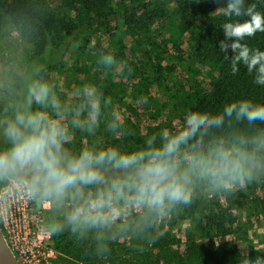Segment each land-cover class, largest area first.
<instances>
[{
  "label": "clouds",
  "instance_id": "1",
  "mask_svg": "<svg viewBox=\"0 0 264 264\" xmlns=\"http://www.w3.org/2000/svg\"><path fill=\"white\" fill-rule=\"evenodd\" d=\"M220 14L229 18L222 28L232 43L221 41L220 49H231L232 73L242 65L264 86V51L242 43L264 33V12L227 0ZM100 63L112 67L116 59L105 53ZM39 71L24 74L14 63L0 68V213L22 194L51 213L48 232L91 237L104 251L115 233L150 228L191 205L198 189L230 192L264 176V129L225 131L233 122L264 123V103L240 99L222 111L186 110L131 150L96 139L77 148L76 131L94 137L108 101L91 84L77 88L74 100L62 99ZM106 127L116 133L119 117ZM242 264H264V258Z\"/></svg>",
  "mask_w": 264,
  "mask_h": 264
},
{
  "label": "trees",
  "instance_id": "2",
  "mask_svg": "<svg viewBox=\"0 0 264 264\" xmlns=\"http://www.w3.org/2000/svg\"><path fill=\"white\" fill-rule=\"evenodd\" d=\"M156 1L66 0L71 13V18L66 19L58 17L46 0H9L4 9L13 29L33 47L27 72L38 68L44 72L40 78L46 81L47 75H55L59 69L42 68L43 64H52V51L67 48L69 41L79 36L77 32L84 29L86 36L78 40L85 41L83 48L90 68L98 71L96 76L84 78L81 86L94 85L108 101L102 114L106 113L104 110L113 112L117 107L121 127L115 134L122 136L123 150L135 148L141 131L146 132L152 124V133L172 126L162 123L166 120L162 115L154 112L147 115L145 101L151 90L162 99L171 94L175 109L170 114L178 115L174 122H178L186 110L222 111L223 106L233 100L264 103V86L256 85L242 65H238L233 74L231 49H220L221 41L232 43L225 39L222 28L229 18L220 14L227 0H172L171 15L163 4L155 6ZM245 3L246 6L254 3L257 10L264 12V0H245ZM237 19L231 18L233 22ZM242 43L264 51V33L245 38ZM105 53L115 57L116 64L112 67L100 63ZM163 62L167 65L163 66ZM114 78L118 79L121 89L132 87L138 78L139 82L144 81L139 98L134 96L124 101L113 95ZM150 100L153 102L152 98ZM160 103L155 105L160 112H165ZM144 121L149 126L147 129ZM259 129H264V123L249 125L241 121L233 122L225 131L255 134ZM214 207H209L211 211L207 215L202 210L195 215L193 231L184 242L155 232L156 223L146 229L130 228L126 235L130 241H124L122 253L117 250L118 236H112L106 250L101 251L91 237L59 232L55 237V248L60 253L56 264H242L236 243L217 242L233 233L235 216ZM182 246L183 251H180ZM248 259L256 260L251 250Z\"/></svg>",
  "mask_w": 264,
  "mask_h": 264
},
{
  "label": "rangeland",
  "instance_id": "3",
  "mask_svg": "<svg viewBox=\"0 0 264 264\" xmlns=\"http://www.w3.org/2000/svg\"><path fill=\"white\" fill-rule=\"evenodd\" d=\"M46 2L55 10L58 17L64 19L71 18V13L68 9L66 0H46ZM8 3L9 0H0V68L5 67L10 63H14L20 67L24 74H31L34 70L30 72L27 71L31 65V60L29 61V59L33 54V47L19 36L7 19L4 9ZM162 4L163 8L169 10L168 15H171V10L173 8L172 0H157L155 6H162ZM116 14V17L119 18L120 14H118V12H116ZM83 30L84 29L82 28L81 31L77 32L79 36L75 38L74 41L70 40L69 42H72V44L70 45L69 43L67 48H57L55 51H52L50 54L52 56V64H43L42 66L43 70H45L44 68H59L55 75H53V73L49 74L46 79L56 85V90L62 99L74 100L73 93L77 88L81 87L84 78H89L90 75L96 76L98 71L97 69L91 70L90 63L87 61L84 52L85 49L83 48L85 41L78 40L83 35L86 36V32ZM66 59L68 61L65 63L64 60ZM166 65L167 64L163 62V66ZM42 73L44 72L39 71L37 75L40 77ZM114 81L115 84L112 88H116L115 91H113V95H118L123 98L124 101H129V98L134 96L138 97L140 95L139 89L143 88L142 83H144V81L142 83L139 82L141 79L139 80L138 78L132 83V87L122 85L124 88L121 89L118 79L114 78ZM170 97L171 94H168L166 99H162L161 95L156 94L154 90H151V93L146 97L147 99L145 101L147 104L146 109L148 110L146 111L147 115L150 116L152 115V112H154L157 116L162 115L165 117L166 120L162 122L163 124H175L176 122L173 120L175 117H178V115L170 114V112L175 109ZM151 98L155 103L161 102V108L165 110V112H160L157 105L150 100ZM104 107L105 106H103V109ZM104 111H106V113L102 114L100 127L97 129L94 137H88L86 134H81L78 130L76 131L75 147L78 148L85 142V140L91 142V140L96 139L105 145L118 147L122 150L125 149V146L122 145V136L120 137L116 135L106 127L109 122L116 120L117 117H119V122L121 121V116L119 115L117 107L113 109V112L108 110ZM107 116L109 117L106 118ZM143 126L146 129L149 127L147 121H144ZM151 126L152 128H150ZM151 126L146 132L144 130L141 131L142 136L138 140L136 147L141 145L145 134H153L150 129H153L154 126L153 124ZM2 189L3 186L0 185V191ZM36 206L37 211H42V208L37 205V203ZM209 207H221L223 211L229 215L235 216L236 219L233 233L229 236L220 238L217 242L228 241L236 243L243 260L248 259L250 250L254 253L256 258H264V176H260L243 186H235L230 192L213 193L198 189L191 205L180 206L178 207L179 209L176 208L168 216L161 218L156 222L154 231L178 238L184 242L186 241L189 232L193 231L196 218L195 215H198L201 210L204 214H209L211 211ZM180 209H182V213L179 211ZM41 213V228L49 233L48 247L52 248L55 253L52 259H47V261H42V263L56 264L57 259L60 257V253L55 248V237L59 232L50 233L47 231L46 225L49 222L51 213ZM0 221L3 231L14 252L17 253L16 247L23 246L25 248L26 240H24L23 230H20V233L17 236L16 229L14 228L16 226L11 221L9 210L5 214L0 213ZM127 234V231L114 234L115 236H118L120 242V246L117 248L119 253H122V244L124 241H130L126 236ZM133 241L135 242L136 238ZM180 251H183V246L180 247Z\"/></svg>",
  "mask_w": 264,
  "mask_h": 264
},
{
  "label": "built area",
  "instance_id": "4",
  "mask_svg": "<svg viewBox=\"0 0 264 264\" xmlns=\"http://www.w3.org/2000/svg\"><path fill=\"white\" fill-rule=\"evenodd\" d=\"M3 189L0 191L2 192ZM3 205L0 204V207ZM36 202L22 194L11 196L8 210L11 221L15 224L17 236L23 230L25 248L16 247L17 257L21 264H43L42 261L52 259L54 250L48 247L49 233L41 228L42 211L36 210ZM33 261V262H32Z\"/></svg>",
  "mask_w": 264,
  "mask_h": 264
},
{
  "label": "water",
  "instance_id": "5",
  "mask_svg": "<svg viewBox=\"0 0 264 264\" xmlns=\"http://www.w3.org/2000/svg\"><path fill=\"white\" fill-rule=\"evenodd\" d=\"M0 264H21L11 247L0 221Z\"/></svg>",
  "mask_w": 264,
  "mask_h": 264
}]
</instances>
